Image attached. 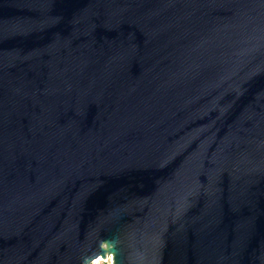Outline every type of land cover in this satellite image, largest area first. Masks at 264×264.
Returning a JSON list of instances; mask_svg holds the SVG:
<instances>
[{"label": "water", "instance_id": "95a60500", "mask_svg": "<svg viewBox=\"0 0 264 264\" xmlns=\"http://www.w3.org/2000/svg\"><path fill=\"white\" fill-rule=\"evenodd\" d=\"M264 264V0H0V264Z\"/></svg>", "mask_w": 264, "mask_h": 264}, {"label": "rangeland", "instance_id": "374dc122", "mask_svg": "<svg viewBox=\"0 0 264 264\" xmlns=\"http://www.w3.org/2000/svg\"><path fill=\"white\" fill-rule=\"evenodd\" d=\"M103 261H100L98 264H111V261L109 259H102ZM94 264V262L92 263Z\"/></svg>", "mask_w": 264, "mask_h": 264}, {"label": "bare ground", "instance_id": "6f19581e", "mask_svg": "<svg viewBox=\"0 0 264 264\" xmlns=\"http://www.w3.org/2000/svg\"><path fill=\"white\" fill-rule=\"evenodd\" d=\"M100 261H103L102 258H99V259L95 260L94 264H98Z\"/></svg>", "mask_w": 264, "mask_h": 264}, {"label": "built area", "instance_id": "2783aa9c", "mask_svg": "<svg viewBox=\"0 0 264 264\" xmlns=\"http://www.w3.org/2000/svg\"><path fill=\"white\" fill-rule=\"evenodd\" d=\"M105 259H109L111 261V264H112V257L111 256H108Z\"/></svg>", "mask_w": 264, "mask_h": 264}]
</instances>
